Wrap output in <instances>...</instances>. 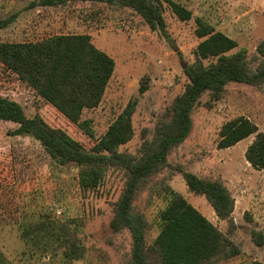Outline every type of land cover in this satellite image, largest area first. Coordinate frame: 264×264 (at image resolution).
<instances>
[{
	"label": "rangeland",
	"instance_id": "374dc122",
	"mask_svg": "<svg viewBox=\"0 0 264 264\" xmlns=\"http://www.w3.org/2000/svg\"><path fill=\"white\" fill-rule=\"evenodd\" d=\"M38 1L0 0V19L18 14L0 28V41L87 33L99 49L115 59V71L101 103L85 110L82 117L90 120L95 137L39 97L1 61L0 96L19 102L30 117L42 115L51 126L65 129L87 148L135 100L134 136L120 150L137 152L143 130L152 132L158 116L185 89L189 80L185 69L195 62L202 40L196 33L198 17L237 41L230 53L243 48L250 56L259 54L257 48L264 39V0H174L192 12L187 20L180 19L170 3L162 0L167 33L152 29L128 6L83 1L31 5ZM142 84L147 85L144 92L140 91ZM192 116L190 134L169 160L200 177L222 179L235 198L233 222L220 219L204 195L190 191L181 172L167 170L163 175L240 248V255L216 264H264V242L258 245L252 237L253 230L264 234V170L254 168L245 156L255 134L229 148L217 145L221 126L238 116L250 118L264 131V86L230 82L221 100L213 101L205 93ZM15 126L0 121V255L6 264H129L132 237L128 231L113 232L110 226L124 171L109 169L98 188L83 192L77 166L53 161L38 140L14 135ZM147 213L153 224L150 235L155 236L156 205ZM48 218L80 223L77 234L84 246L83 257L69 261L61 252L43 257L26 244L21 225Z\"/></svg>",
	"mask_w": 264,
	"mask_h": 264
},
{
	"label": "trees",
	"instance_id": "16d2710c",
	"mask_svg": "<svg viewBox=\"0 0 264 264\" xmlns=\"http://www.w3.org/2000/svg\"><path fill=\"white\" fill-rule=\"evenodd\" d=\"M70 1L128 6L152 29L167 33L162 0H39L31 5L56 6ZM166 1L180 19L192 17L183 5ZM17 16L14 13L0 19V28ZM197 23L196 33L202 40L195 51V62L185 69L189 78L185 89L158 116L152 132L143 130V140L135 153L120 150L134 136L135 100L129 101L106 132L87 148L65 129L51 126L42 115L30 117L19 102L0 96V121L15 123L14 135L38 140L58 164L77 166L83 192L98 188L109 169L124 171V185L113 203L110 226L113 232L130 233L129 264H216L241 254L229 234L175 190L163 173L181 172L190 191L204 195L220 219L233 222L235 198L224 181L184 170L180 164L171 163L169 156L190 134L194 108L205 93L218 101L230 82L264 86V39L258 45L259 54L250 56L243 48L230 53L238 46L235 39L201 17ZM0 61L39 97L95 137L90 120L82 117L85 110L101 103L116 61L99 49L89 34L57 33L38 40L0 41ZM146 89V84L140 86L141 92ZM253 134L255 138L245 156L254 168L264 170V131L248 117L238 116L221 126L218 148L232 147ZM155 205L157 233L152 236L153 224L147 210ZM79 229L80 223L74 219L48 218L24 222L21 237L43 257L61 252L72 261L84 255ZM252 237L258 245L263 244L262 232L253 230ZM0 264H6L1 255Z\"/></svg>",
	"mask_w": 264,
	"mask_h": 264
},
{
	"label": "water",
	"instance_id": "95a60500",
	"mask_svg": "<svg viewBox=\"0 0 264 264\" xmlns=\"http://www.w3.org/2000/svg\"><path fill=\"white\" fill-rule=\"evenodd\" d=\"M183 66H185V64Z\"/></svg>",
	"mask_w": 264,
	"mask_h": 264
}]
</instances>
